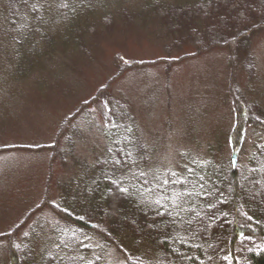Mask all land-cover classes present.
I'll return each instance as SVG.
<instances>
[{"label":"rangeland","instance_id":"obj_1","mask_svg":"<svg viewBox=\"0 0 264 264\" xmlns=\"http://www.w3.org/2000/svg\"><path fill=\"white\" fill-rule=\"evenodd\" d=\"M150 1L161 2L127 5L143 14L133 21L115 16L111 27L96 24L92 40L82 43L88 53L72 43H13L6 37L16 31L6 22L0 34V264H10V234L20 224L12 237L28 247L32 264L77 260V250L60 246L77 237L54 205L68 186L96 175L92 169L110 149L107 130L122 116L137 124L150 151L145 171L164 172L178 168L186 152L231 157L232 84L247 114L256 105L264 110V32L252 37L249 52L237 51L234 66L226 48L173 61L195 49L171 47L158 15L147 9ZM246 125L245 155L252 141L264 140L263 130ZM105 255L122 263L113 246Z\"/></svg>","mask_w":264,"mask_h":264},{"label":"trees","instance_id":"obj_2","mask_svg":"<svg viewBox=\"0 0 264 264\" xmlns=\"http://www.w3.org/2000/svg\"><path fill=\"white\" fill-rule=\"evenodd\" d=\"M131 1L0 0V34L7 22L16 31L15 36L7 33L13 43L23 44L25 39L62 47L72 43L84 51L82 43L91 39L96 24L111 27L116 24L115 16L126 22L142 17L136 7L127 6ZM64 3L68 6L62 7ZM125 4L126 9H118ZM146 6L158 15L165 38L173 42L171 47L195 49L173 60L177 62L226 48L234 66L237 51L249 52L252 37L264 32V0H161ZM123 72L121 68L118 73ZM231 93L236 123L228 159L217 158L212 150L208 157L186 152L178 168L146 172L150 151L137 124L122 116L107 130L110 149L92 169L96 175L68 186V192L54 205L69 224L71 236L77 237L60 244L66 253L79 252L73 264H115L105 255L110 246L121 255V264H264V140L252 141L247 155L242 141L247 123L264 131V110L256 105L247 114L233 84ZM165 179L184 182L157 188ZM120 187L128 192H120ZM149 187L152 193L147 191ZM165 191L172 198L176 193L183 197L175 204L172 199L165 201L166 208H158L156 194ZM21 225L10 234V264H32L28 247H18L12 237ZM100 242L103 249L98 247ZM46 264L59 263L49 258Z\"/></svg>","mask_w":264,"mask_h":264},{"label":"snow or ice","instance_id":"obj_3","mask_svg":"<svg viewBox=\"0 0 264 264\" xmlns=\"http://www.w3.org/2000/svg\"><path fill=\"white\" fill-rule=\"evenodd\" d=\"M61 6H62V7H67L68 5H67V3H64V4H62ZM32 7L35 9V8L38 7V5H33ZM115 163H116V164H119L120 161H119V160H116ZM189 171H192V170L189 169ZM140 175H141V176H144V175H146V174L143 173V172H141ZM171 175L174 176V175H176V173H175V172H172ZM200 179H203V178L201 177ZM176 182L183 183L184 181H170V180H168V179H165V180L162 182V184H161V183H157V188L162 187V185H167V184H169V183H176ZM112 183H113V184H116L117 181L113 180ZM145 183H147V181H145ZM119 191H120V192H123V193H127V192H128V188H126V187H120V188H119ZM147 191H148L149 193H152L153 189H152L151 187H149V188L147 189ZM188 194L191 195V193H188ZM156 195H157V199H155L154 203H155V205H156L158 208H166V204L164 203L165 201H168V200L172 199V203L175 204L177 200H179V199H181V198L183 197V193H176V194H175V197L172 198V197H170V196L168 195L167 191L162 192V193H157ZM157 214L160 215L161 213L158 212ZM171 214H172V213L169 211V212H168V215H171ZM209 259H210V257H209ZM201 264H203V262H201Z\"/></svg>","mask_w":264,"mask_h":264}]
</instances>
